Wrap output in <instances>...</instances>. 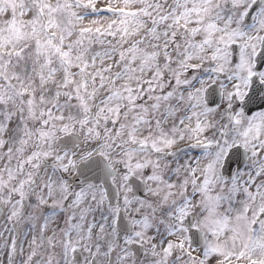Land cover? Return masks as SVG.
Masks as SVG:
<instances>
[{
	"label": "snow or ice",
	"instance_id": "1",
	"mask_svg": "<svg viewBox=\"0 0 264 264\" xmlns=\"http://www.w3.org/2000/svg\"><path fill=\"white\" fill-rule=\"evenodd\" d=\"M0 264H264V0H0Z\"/></svg>",
	"mask_w": 264,
	"mask_h": 264
}]
</instances>
